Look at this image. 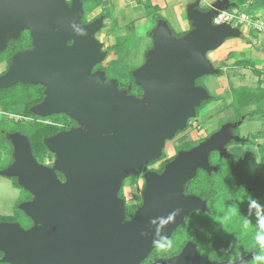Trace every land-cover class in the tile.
Listing matches in <instances>:
<instances>
[{"label":"water","instance_id":"obj_1","mask_svg":"<svg viewBox=\"0 0 264 264\" xmlns=\"http://www.w3.org/2000/svg\"><path fill=\"white\" fill-rule=\"evenodd\" d=\"M196 0L187 8L192 27L173 34L167 21L153 29V46L145 62L133 71L141 97L120 90L116 79L94 70L107 56L96 33L104 15L82 23L83 0H0V49L7 36L28 29L33 47L16 52L0 75V88L18 82L44 86L45 98L32 107L36 115L66 114L79 126L62 130L44 142L56 154L52 166L39 162L30 140L9 135L13 160L1 174L17 177L32 198L20 209L33 221L29 228L0 221L1 262L9 264H142L162 241L170 238L195 210H208L207 201L185 193V184L202 168L211 173L210 153L226 156L231 139L226 123L208 139L180 151L162 172L144 174L143 203L126 218L119 191L127 177L161 157L166 141L186 128L196 109L210 98L197 80L219 74L208 52L242 30L214 24L229 0L208 9ZM69 41H72L69 44ZM59 173L64 179L59 177ZM205 260L190 241L172 257L153 264H245Z\"/></svg>","mask_w":264,"mask_h":264},{"label":"trees","instance_id":"obj_2","mask_svg":"<svg viewBox=\"0 0 264 264\" xmlns=\"http://www.w3.org/2000/svg\"><path fill=\"white\" fill-rule=\"evenodd\" d=\"M138 1L144 4L146 16L152 17L156 21L157 19L167 21L159 13V9L152 4L151 0ZM101 2L102 0L83 1V22H88L89 14ZM262 6H264V0H229L228 10H239L255 15L258 8ZM112 7H108L101 15H104L105 18H110V9H113ZM114 28L117 30L118 25L115 24ZM128 28H131V26L129 25ZM171 29L177 37L185 34V32L178 33L173 28ZM132 30L130 33L117 36L115 43L107 47V56L114 55L116 57L107 63L103 61L97 64L95 69L105 71L107 80L116 79L120 90H126L129 94L141 97L143 89L136 84L133 77V71L141 64L137 66L130 65L127 60L130 57V50H133L141 42L139 36ZM133 41L137 42V45ZM25 46H30V40L27 37L21 36L18 39H12L4 49H0V63L7 62L8 65L11 64L14 54ZM151 46L152 41L146 47L145 52ZM231 55L233 54L230 53L228 56L230 57ZM252 62L237 59L233 65L245 68L251 66L252 70L260 75V70L255 68L257 61L254 60ZM3 73L5 71L0 73V75ZM202 78L203 76L197 80V83L206 87ZM221 98L222 96L210 93V98L204 100L197 107L196 112L199 113L205 106ZM231 98L230 105L234 108L233 119L236 121L244 115L242 109L252 104L260 103L264 99V88L254 90L243 86L232 90ZM43 100L44 86L40 84L18 82L9 87L0 88V108L5 112L21 117L17 120L10 119L15 123V127L12 129L4 128L5 126L3 127L2 124L4 119L0 118V147L4 150L7 158H9V162L13 160L14 147L12 141L8 138V134L19 132L27 136L34 156L39 162H43L46 158L52 159L50 150L45 145L44 140L62 130H68L72 125L76 124L75 121L65 114L43 117L33 113L31 111L32 107ZM257 113L264 115V111L261 109L254 110L253 115ZM191 120L193 119L191 118L189 121L191 122ZM228 121H232V119H228ZM180 132L182 131H178V133ZM200 141L186 142L183 147H194ZM258 150L262 166L261 176L260 174L259 176L249 175L248 164H246L247 156L240 145L233 147L227 153V157L221 156L218 152H213L210 155V162L216 165L217 169L211 173L204 169H199L196 177L189 181L185 187V193H195L207 201L208 211L195 210L186 216L184 222L166 240L168 243L179 240L177 245L171 244L163 249L157 247L142 264H153L157 258L177 254L189 240L197 243L200 254L206 259L238 261L250 255L249 260L245 264H264V260L256 259L258 256L264 257V248H261L255 239L261 230V222L264 221V144ZM165 155V152H163L161 158L166 157ZM164 165L162 164L157 171L161 172ZM134 174L135 176L140 174V170ZM58 175L61 179H64L61 173ZM13 180L14 185L22 189L21 195L14 214L1 217L0 220L19 222L23 227L29 228L32 225V221L20 209V204L30 200L32 195L18 183L17 178ZM126 181L125 179L123 182L119 196L126 202V218L130 219L135 210L140 207L142 200H139L136 204L127 203L124 193ZM2 256L3 253L0 251V264H9L1 262Z\"/></svg>","mask_w":264,"mask_h":264},{"label":"rangeland","instance_id":"obj_3","mask_svg":"<svg viewBox=\"0 0 264 264\" xmlns=\"http://www.w3.org/2000/svg\"><path fill=\"white\" fill-rule=\"evenodd\" d=\"M121 4L122 3H116L115 0H102V2L89 14L88 19L95 18L103 11H105L108 7L113 6V9H110V18L104 19V25L102 29H100V31L96 33V36L104 43V50H106L109 45L115 43L117 36L130 33L133 29L132 31L137 36H139L141 42L137 47L133 48V50H130V57L127 60L130 65H142L145 62V56L147 51L153 46V34L151 33L153 30L152 28L156 27L155 23L160 21L161 19H157V21L154 20L152 17H147L143 19V17H141L140 15H133L131 10L128 8L117 10L118 8H121ZM159 13H161V15H163L166 19L168 18L164 15V13L160 11ZM121 14H125V19H121V17L118 16ZM115 24L118 25L117 30H115L114 28ZM129 25L131 26V28H128ZM172 25L173 24H171L170 22V28H173L176 31L175 27H173ZM249 35L252 39L256 40L255 42L260 41V43L254 44V47L261 48L262 35L255 31H252L251 33H249ZM151 41L152 46L148 48V50L145 52L146 47L151 44ZM135 43L137 45V42ZM213 54L216 55L217 53H211L210 59H214V66L220 68L221 73L218 75L215 74L203 76L202 81L204 82L211 94L222 96V98L210 103L205 109L200 112L197 117H194L189 129L182 131L176 138L168 141L164 150L166 158L171 157L175 154V146L187 140H196L204 138L207 134H210L213 130L217 129L220 124L228 121V119H232L233 121H235L233 119L234 108L230 105L232 100V90L241 88L243 86H247L254 90L258 88H264V80H261L264 79L262 78L264 74L261 73V76L256 74L251 67L245 69V67L241 68L235 67L233 65V62L240 57L241 60H247L250 63L254 61V59L250 57L248 49L244 55L233 57V59L231 58L232 56H230V58L225 57L224 59H218L215 58ZM115 57L116 56L114 55H110L104 61L105 63H107L110 61V59ZM252 64L254 63L252 62ZM9 67L10 64L8 65L7 62L0 63V73H2L5 69L7 71ZM255 106L258 107L257 109H261L262 111H264V99H262L260 103H256V105L252 104L251 106L242 109L244 118H239L238 122H235L236 128L231 127L230 132H236L237 136L240 135L242 139L248 140H244L243 143L245 145L242 146V149L244 150L247 156L246 164H248L249 175L259 176L260 174L261 176L262 166L260 163L256 143L262 142V144H264V121H261L255 117L250 118L253 115V107ZM3 119L4 123L2 124L3 127L5 126L4 128L12 129L15 127V123L13 120H10L8 117H5ZM10 134H8V138H10ZM254 137H257V139ZM50 154L52 155V159L46 158L44 164L52 166L54 164L53 162L56 159V154L52 151H50ZM8 163L10 164L12 163V161L9 162V158H7L4 153V150L0 147V171L5 169L9 165ZM157 165L158 164H154L151 168L157 167ZM143 175L144 174L141 173L136 176L135 174H133L130 177L126 178L127 181L125 184L124 193L128 204H136L137 202H139V200H142L145 187V180L143 178ZM14 178L17 177H8L0 173V218L12 215L16 210V206L18 204L22 189L14 185ZM0 221L7 222L4 220ZM166 240L160 243H168ZM178 242L179 240H174L171 242V244L177 245Z\"/></svg>","mask_w":264,"mask_h":264},{"label":"crops","instance_id":"obj_4","mask_svg":"<svg viewBox=\"0 0 264 264\" xmlns=\"http://www.w3.org/2000/svg\"><path fill=\"white\" fill-rule=\"evenodd\" d=\"M115 1H116V3H122L121 8H118L117 10L128 8L131 10L133 15H140L141 17H143V19L148 17L145 15L146 11H145L144 4L140 3L138 0H115ZM143 1H145V0H143ZM151 1H152V4L155 5L159 9L160 12L164 13V15L166 17H168L166 19L167 22L169 23V25H170V22H171V24H173L172 26L175 27L176 32H178V33L185 32L186 33L191 29L192 24H191V21L189 20V18L187 16V8L191 3L195 2L196 0H151ZM215 1H217V0H203V3H202V0H201L200 8L201 9H208L210 7V5ZM263 12H264V6L258 8V10L255 12L254 16H257V17L264 19L263 18ZM118 16L121 17V19H125V14H121ZM131 22H133V21H131ZM175 22L177 23V25ZM155 25H157V24H155ZM154 28L155 27H153L152 29H154ZM241 30L244 34L243 37L227 39L221 47H219L216 50L211 51L210 53L208 52L209 53L207 55L208 58L210 59L211 53H217L216 55H214V54L213 55L215 58H218V59H224L225 57L230 58L228 55L230 53H232L233 55H231L232 56L231 58L233 59V57H238V56L244 55L248 49V53H249L250 57L257 61L255 68L260 70V72L262 74H264V44L261 43V48H255L254 44L260 43V41L255 42L256 40H254L250 37V35H249L250 32L248 30H246L245 28H241ZM247 32H248V35H247ZM261 41H262V39H261ZM238 59H241V57ZM210 60L212 63L214 62V59H210ZM235 67H237V66H235ZM250 67L251 66H249L247 68H250ZM241 68H243V67H241ZM247 68H245V69H247ZM220 76H223V75H220ZM262 78H264V76ZM261 80H264V79H261ZM255 108L257 109L258 107L257 106L253 107V110H256ZM253 117H255L261 121L262 120L264 121V115L263 114H255L250 118H253Z\"/></svg>","mask_w":264,"mask_h":264},{"label":"flooded vegetation","instance_id":"obj_5","mask_svg":"<svg viewBox=\"0 0 264 264\" xmlns=\"http://www.w3.org/2000/svg\"><path fill=\"white\" fill-rule=\"evenodd\" d=\"M67 1V3L68 4H71V2H72V0H66ZM84 1V0H83ZM84 8V7H83ZM84 15V14H83ZM101 16V14H99L98 16H96L95 18H93V19H88V22H86V23H89V22H91L92 20H94V19H96V18H98V17H100ZM105 17V16H104ZM105 19V18H104ZM82 23H85V22H83V17H82ZM27 37L28 38V40H30V46H28V47H24L23 49H21V50H26V49H30V48H32L33 47V38H32V36H31V33H30V31L28 30V29H25V30H23L21 33H20V35L19 36H17V37H14V36H11V35H8L7 36V44L12 40V39H18V38H20V37ZM72 43V41H69V44H71ZM103 50H104V43H103ZM104 51H106V50H104ZM109 56H106V58H108ZM111 60V59H110ZM94 70H96L95 69V67H94ZM4 71H6V69L4 70ZM3 71V72H4ZM103 71V70H102ZM198 84V83H197ZM198 85H200V84H198ZM45 87H44V98H45ZM209 105V104H208ZM207 105V106H208ZM207 106H205L203 109H205ZM203 109H201V111L203 110ZM200 111V112H201ZM200 112L199 113H197L196 112V116L195 117H197L199 114H200ZM66 115V114H65ZM69 117V116H68ZM243 117V116H242ZM242 117H241V119H242ZM70 118V117H69ZM244 118V117H243ZM71 119V118H70ZM191 119V118H190ZM189 119V120H190ZM193 119V118H192ZM50 120V119H49ZM73 120V119H72ZM188 120V124H187V126H186V128L185 129H183V130H181V131H185L186 129H189L190 128V125H191V122L193 121V120H191V122ZM73 121H75V120H73ZM235 122H238V120H236V121H226V122H224V123H222V124H220L219 125V127L217 128V129H215V130H213L210 134H207L204 138H202V139H196V140H201L200 142H202V141H204V140H206V139H208L214 132H216V131H218L220 128H221V126L222 125H224V124H226V123H235ZM75 123L76 124H74V125H72L70 128H73V127H78L79 126V124L75 121ZM69 128V129H70ZM236 128V127H235ZM234 128V129H235ZM68 129V130H69ZM233 129V128H232ZM181 133V132H180ZM180 133H176V136L174 137V138H176ZM232 135H237L236 134V132L235 133H233V132H230ZM239 137H240V139L239 140H235V139H231V141L229 142V143H227L225 146H224V151L226 152V154L233 148V147H236L237 145H240L241 147L242 146H244L245 144L243 143V141L244 140H246V141H248L247 139H242L241 138V136L240 135H238ZM173 138V139H174ZM254 138H256L257 139V137H254ZM170 141V140H169ZM190 141H195V140H187V141H185V142H183V143H181V144H179V145H177V146H175L174 147V150H175V154L173 155V156H171V157H168V158H166V157H164V158H159V159H157V160H153L154 162H152V161H150L147 165H145L141 170H140V173L141 174H145L146 172H148V171H157L158 170V168L162 165V164H165L164 165V168H165V166H166V164L167 163H169L170 161H172L176 156H177V154L180 152V151H185V150H189V149H191V148H193V147H191V148H184L183 147V144L184 143H186V142H190ZM167 143H168V141H166V145H167ZM262 145V143L261 142H258V143H256V146H257V151H258V153H259V150H258V148L260 147ZM166 147V146H165ZM164 150H165V148H164ZM164 150H163V152H164ZM214 152H217V151H214ZM213 152H211L210 153V155L212 154ZM219 154H220V152H218ZM163 154V153H162ZM221 155V154H220ZM228 155V154H227ZM227 155L226 156H224V155H221V156H224V157H227ZM162 156V155H161ZM42 163H45V160L42 162ZM54 163V162H53ZM52 163V164H53ZM211 163V162H210ZM154 164H158L157 165V167H153V168H151ZM212 165H214V164H212ZM214 166H216V165H214ZM164 168H163V170H164ZM217 168V167H216ZM199 169H202V168H199ZM198 169V170H199ZM162 170V171H163ZM198 170H197V173H198ZM214 170H216V169H214ZM161 171V172H162ZM157 172H159V171H157ZM196 177V176H195ZM194 177V178H195ZM143 178H144V175H143ZM144 180H145V178H144ZM191 180H193V179H191ZM190 180V181H191ZM144 183H145V181H144ZM189 183V181L185 184V186L184 187H186V185ZM184 192H185V188H184ZM195 194V193H194ZM199 196V195H198ZM202 198V197H201ZM203 199V198H202ZM205 200V199H204ZM128 203V202H127ZM142 203H143V198H142ZM142 203H141V205H142ZM140 205V206H141ZM125 206H126V202H125ZM139 208V207H138ZM137 208V209H138ZM136 209V210H137ZM206 211H208V210H206ZM135 213V212H134ZM134 215V214H133ZM133 217V216H132ZM32 221V220H31ZM7 222H10V221H7ZM19 223V222H18ZM20 224V223H19ZM32 224H33V221H32ZM21 225V224H20ZM22 226V225H21ZM32 226V225H31ZM30 226V227H31ZM23 227V226H22ZM23 228H25V227H23ZM190 241H192V240H189V241H187L183 246H182V249L186 246V244L188 243V242H190ZM194 242V241H193ZM181 243V242H180ZM196 245H197V243L196 242H194ZM159 244H161V243H159ZM158 244V245H159ZM157 247V246H156ZM156 247H155V249H156ZM154 249V250H155ZM182 249L177 253V254H179L181 251H182ZM197 249H198V245H197ZM153 252V251H152ZM198 252H199V249H198ZM200 253V252H199ZM151 254V253H150ZM149 254V255H150ZM177 254H174V255H172V256H175V255H177ZM201 255V254H200ZM172 256H168V257H164V258H169V257H172ZM202 256V255H201ZM203 257V256H202ZM163 257H160V258H157L156 260H159V259H162ZM203 259H205V260H209V261H212L211 259H206V258H204L203 257ZM155 260V261H156ZM154 261V262H155ZM233 262V261H232Z\"/></svg>","mask_w":264,"mask_h":264},{"label":"built area","instance_id":"obj_6","mask_svg":"<svg viewBox=\"0 0 264 264\" xmlns=\"http://www.w3.org/2000/svg\"><path fill=\"white\" fill-rule=\"evenodd\" d=\"M213 23L228 24L233 27L245 28L246 30L255 31L262 35V43L264 44V19L251 15L244 11L228 9L219 10L218 13L213 17ZM8 117L9 119H20L21 117L15 116L14 114L3 111L0 108V118Z\"/></svg>","mask_w":264,"mask_h":264},{"label":"clouds","instance_id":"obj_7","mask_svg":"<svg viewBox=\"0 0 264 264\" xmlns=\"http://www.w3.org/2000/svg\"><path fill=\"white\" fill-rule=\"evenodd\" d=\"M256 242L257 244L261 247L264 248V221L261 222V230L260 232L256 235ZM171 242H169L167 245L165 244H160L157 247L163 249L166 248L168 246H170ZM257 260H264V257L262 256H258L256 257Z\"/></svg>","mask_w":264,"mask_h":264}]
</instances>
